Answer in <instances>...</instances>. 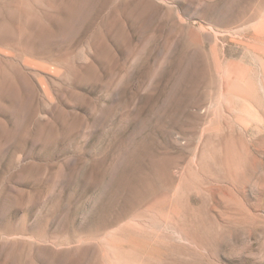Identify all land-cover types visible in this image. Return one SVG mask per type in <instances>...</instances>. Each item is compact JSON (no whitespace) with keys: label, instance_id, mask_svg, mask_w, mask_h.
Here are the masks:
<instances>
[{"label":"rangeland","instance_id":"rangeland-1","mask_svg":"<svg viewBox=\"0 0 264 264\" xmlns=\"http://www.w3.org/2000/svg\"><path fill=\"white\" fill-rule=\"evenodd\" d=\"M0 264H264V0H0Z\"/></svg>","mask_w":264,"mask_h":264},{"label":"bare ground","instance_id":"bare-ground-1","mask_svg":"<svg viewBox=\"0 0 264 264\" xmlns=\"http://www.w3.org/2000/svg\"><path fill=\"white\" fill-rule=\"evenodd\" d=\"M235 85H236V84H235ZM235 85H234V84L232 85L231 90H230L231 93L236 92L237 90H241L240 88H238V89L235 88L236 91H234V86H235ZM242 89H243V88H242Z\"/></svg>","mask_w":264,"mask_h":264}]
</instances>
